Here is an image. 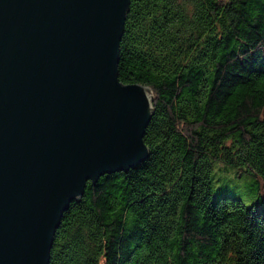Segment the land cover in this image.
<instances>
[{"label": "trees", "instance_id": "trees-1", "mask_svg": "<svg viewBox=\"0 0 264 264\" xmlns=\"http://www.w3.org/2000/svg\"><path fill=\"white\" fill-rule=\"evenodd\" d=\"M117 70L148 157L86 183L48 264H264V0H130Z\"/></svg>", "mask_w": 264, "mask_h": 264}, {"label": "water", "instance_id": "water-1", "mask_svg": "<svg viewBox=\"0 0 264 264\" xmlns=\"http://www.w3.org/2000/svg\"><path fill=\"white\" fill-rule=\"evenodd\" d=\"M130 0H0V264H48L86 183L148 157L150 89L118 78Z\"/></svg>", "mask_w": 264, "mask_h": 264}, {"label": "rangeland", "instance_id": "rangeland-1", "mask_svg": "<svg viewBox=\"0 0 264 264\" xmlns=\"http://www.w3.org/2000/svg\"><path fill=\"white\" fill-rule=\"evenodd\" d=\"M219 183H221V181H220V182H217V184H219ZM227 188H228V189H233V183L229 184V185L227 186Z\"/></svg>", "mask_w": 264, "mask_h": 264}]
</instances>
